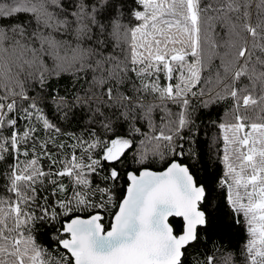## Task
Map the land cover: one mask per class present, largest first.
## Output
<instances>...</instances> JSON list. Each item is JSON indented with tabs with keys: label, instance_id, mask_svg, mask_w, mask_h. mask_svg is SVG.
<instances>
[{
	"label": "snow or ice",
	"instance_id": "obj_1",
	"mask_svg": "<svg viewBox=\"0 0 264 264\" xmlns=\"http://www.w3.org/2000/svg\"><path fill=\"white\" fill-rule=\"evenodd\" d=\"M0 264H264V0H0Z\"/></svg>",
	"mask_w": 264,
	"mask_h": 264
},
{
	"label": "trees",
	"instance_id": "obj_2",
	"mask_svg": "<svg viewBox=\"0 0 264 264\" xmlns=\"http://www.w3.org/2000/svg\"><path fill=\"white\" fill-rule=\"evenodd\" d=\"M66 84H68V81H63L60 83L59 86L61 88H63ZM205 124H207V122H205ZM214 135H216V132H215V130H210V125L202 127L201 134L199 135V139L201 141L200 149H201L202 153H206L208 151V145H207L206 141H209ZM210 163H211L210 161L205 159L202 162V166L208 168L209 171H211ZM162 167H163V165L160 164L159 162H157V164L155 165V168L157 170L161 169ZM198 167H201V166H198ZM194 171H196V169H194ZM198 175L202 177L203 175H205V173L203 171H199ZM123 183H124V181L122 180L121 184H123ZM105 216H106L105 223L107 224V222L111 219V217L108 216L107 213H105ZM179 222L180 221L178 219L173 218L174 224H179ZM244 240H245V233H244L243 229L238 228V227L233 228L230 235L226 236L224 238L223 247L224 248H228L230 246L232 248L241 247L243 245ZM215 242L217 245H219L221 243L219 239H217ZM210 247H211V245H210ZM189 259L192 260V259H195V257H189Z\"/></svg>",
	"mask_w": 264,
	"mask_h": 264
},
{
	"label": "water",
	"instance_id": "obj_3",
	"mask_svg": "<svg viewBox=\"0 0 264 264\" xmlns=\"http://www.w3.org/2000/svg\"><path fill=\"white\" fill-rule=\"evenodd\" d=\"M174 219H178V218H174Z\"/></svg>",
	"mask_w": 264,
	"mask_h": 264
}]
</instances>
